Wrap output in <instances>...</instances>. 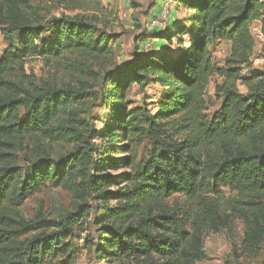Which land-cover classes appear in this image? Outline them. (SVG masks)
I'll list each match as a JSON object with an SVG mask.
<instances>
[{
	"label": "trees",
	"instance_id": "16d2710c",
	"mask_svg": "<svg viewBox=\"0 0 264 264\" xmlns=\"http://www.w3.org/2000/svg\"><path fill=\"white\" fill-rule=\"evenodd\" d=\"M74 1L73 11L87 4L102 9L100 0ZM176 6L188 17L172 12L165 29L152 30L174 49L152 45L112 67L114 52L95 14H62L41 27L29 15L30 0H0L8 39L16 35L0 58V264H76L81 249L75 239L88 230L92 208L79 203L57 219L41 211L27 218L21 207L45 185L102 203L84 246L104 264H196L205 256L206 233L235 219L244 222L245 249L258 251L264 240V68L247 76L242 70L251 66L255 21L264 35V0H174ZM222 42L230 53L219 67L211 46ZM64 54L82 60L113 106L110 124L96 137L108 150L100 162L76 109L89 94L88 82L61 86L26 70L29 58L52 61ZM215 75L224 78L217 89L223 101L208 118L205 92ZM151 83L161 89L154 110L146 103L132 107L131 88ZM42 137L76 146L57 160L19 165L25 140L38 148ZM145 140L148 159L137 163ZM121 167L129 169L123 185L111 190L120 183L104 172ZM221 186L236 193L227 196ZM177 194L184 200L169 204Z\"/></svg>",
	"mask_w": 264,
	"mask_h": 264
},
{
	"label": "rangeland",
	"instance_id": "374dc122",
	"mask_svg": "<svg viewBox=\"0 0 264 264\" xmlns=\"http://www.w3.org/2000/svg\"><path fill=\"white\" fill-rule=\"evenodd\" d=\"M102 9L93 7L89 4L82 9L72 10V7L77 3L74 0H30L32 6L29 10V15L33 18V22L41 27H48L50 20L60 17L62 14H95L98 16V26L106 33V39L114 52V61L112 67H119L124 65L131 59L135 52H142L143 50L151 48L155 37H159L152 30L147 28L153 16L160 13L163 1L154 9L151 7L153 3L158 4V0H100ZM174 2V0H171ZM180 9L174 7L173 13ZM172 18V17H171ZM258 23L256 26L258 28ZM256 28V27H255ZM163 29V28H162ZM165 29V28H164ZM253 38L255 42L254 51L251 57V66L244 67L247 69V74L256 72L264 68V51L262 46L264 44V36L256 29L253 30ZM256 31V32H255ZM9 25L4 19L0 18V58L3 51L15 43V34L10 36ZM47 36V34H44ZM165 44V42L163 43ZM158 47H161L158 44ZM214 60L219 67H223L225 59L230 53V45L226 42L214 43L211 46ZM80 61V62H79ZM82 60L76 56L64 54L58 59L46 61L38 57L29 58L26 63V70L28 73L33 72L38 78L56 82L58 85L70 84L72 86L80 87V81H87V92L89 93L84 100H82L76 109L79 116L84 118L91 129L90 136L93 135L92 142L95 143L94 156L97 162L101 161V157L108 154L106 149V142L96 138L98 134L106 128L111 122L112 107L105 101V86L101 83H93L91 77L84 70ZM243 68V69H244ZM96 71V70H95ZM243 76V74H242ZM224 78L215 75L212 77L206 92L205 99L207 101L206 115L211 118L213 113L221 108L223 101L222 96L218 95V87L222 84ZM91 85L93 86L91 88ZM238 89L244 95L247 94L248 88L241 84H237ZM85 87V86H84ZM160 87L154 83L149 84L145 88H139L134 85L129 94L128 102L132 107L147 104V107L154 110L155 103L160 97ZM26 144L22 150L18 151L19 165L29 166V160L35 162L37 159L45 158L57 160L72 150L76 144L65 141H51L40 139V145L35 148L34 141L30 138L25 140ZM29 146V148H27ZM150 144L145 140L138 152L137 163L144 164L148 159L150 152ZM112 157H125L128 154L110 155ZM28 168V167H27ZM129 169L121 167L117 170L107 169L106 174L113 176L118 181V185L111 188L114 190L123 185L121 180L125 172ZM221 190L228 196L234 195L236 191L230 186H221ZM93 194V192H91ZM82 198L76 196L64 186L45 185L41 190L34 192L25 204L21 207L23 214L27 217H33L36 212L41 211L42 215L47 218L57 219L69 211L75 210L77 204L83 203L92 208V214L87 218L84 226L88 228L87 231L81 234V239L76 238L75 243L81 249L78 254L76 264H104L98 262L91 253L84 246V239L87 235L94 234L95 227L92 226L94 220V213H102V209L95 208L97 204H102L93 197L85 198L81 193ZM183 196L177 194L173 195L169 200V204L174 205L177 202H182ZM116 204L115 201L112 202ZM94 210V211H93ZM245 225L240 219H235L231 227L221 228L218 232H208L204 237V252L205 256L198 260L196 264H263L264 262V240L260 244L257 252H250L244 247Z\"/></svg>",
	"mask_w": 264,
	"mask_h": 264
},
{
	"label": "built area",
	"instance_id": "2783aa9c",
	"mask_svg": "<svg viewBox=\"0 0 264 264\" xmlns=\"http://www.w3.org/2000/svg\"><path fill=\"white\" fill-rule=\"evenodd\" d=\"M173 8H174V2H172L171 0L164 1L161 6L160 13L152 17L150 22L147 24V28L149 30H154L156 28H159V29L165 28L169 21V18H171ZM242 74L243 76L247 74L246 68L242 70Z\"/></svg>",
	"mask_w": 264,
	"mask_h": 264
},
{
	"label": "crops",
	"instance_id": "0c3cea01",
	"mask_svg": "<svg viewBox=\"0 0 264 264\" xmlns=\"http://www.w3.org/2000/svg\"><path fill=\"white\" fill-rule=\"evenodd\" d=\"M175 18L177 19H183V18H187L188 17V12L183 10V9H180L179 11L175 12L174 15H173ZM256 23H258V28L256 26ZM256 27V28H255ZM252 28L253 30L256 29V31H258L261 35H263L262 33V24L260 21H255L253 24H252ZM255 31V32H256ZM253 33V32H252ZM264 36V35H263ZM188 38V36H187ZM154 39V42L153 44H162L163 42L166 43L165 46H169L171 49H174L175 47V43H173L172 45H169V43H167L168 41H166L165 39H159L157 37L153 38ZM173 41H175V39H173Z\"/></svg>",
	"mask_w": 264,
	"mask_h": 264
}]
</instances>
